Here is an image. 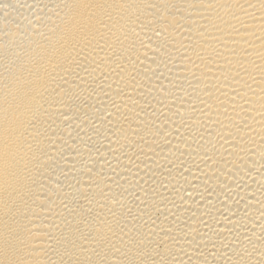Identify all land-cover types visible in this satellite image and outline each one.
<instances>
[{"label": "bare ground", "instance_id": "6f19581e", "mask_svg": "<svg viewBox=\"0 0 264 264\" xmlns=\"http://www.w3.org/2000/svg\"><path fill=\"white\" fill-rule=\"evenodd\" d=\"M0 264H264V0H0Z\"/></svg>", "mask_w": 264, "mask_h": 264}]
</instances>
